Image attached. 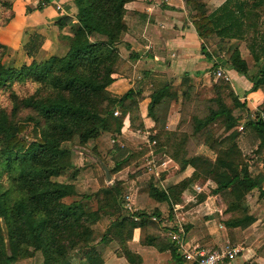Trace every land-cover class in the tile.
I'll list each match as a JSON object with an SVG mask.
<instances>
[{"label": "trees", "instance_id": "1", "mask_svg": "<svg viewBox=\"0 0 264 264\" xmlns=\"http://www.w3.org/2000/svg\"><path fill=\"white\" fill-rule=\"evenodd\" d=\"M128 1L71 0L75 8V22L71 23L68 34L60 35L67 46L64 55L38 58L43 36L33 31L21 45L28 63L19 67L0 63V88L9 86L13 81L28 79L50 90L47 96H31L22 101L24 107L35 112V117H28L26 121L31 125L29 132H26L24 123L13 124L0 110V176L4 173L6 182L5 185L0 182V264L30 257L34 251L41 253L42 264H72L67 254V250L72 248L80 250L86 264L103 263L100 252L91 245L89 224L98 221L102 215L111 216L120 210L117 199L120 187L114 185L102 189L99 204L90 209L81 200L65 203L64 198L76 195L74 185L52 178L71 166L70 151L62 145L64 142L77 136L80 143H85L97 137L100 131L110 130L111 113L100 117L97 112L103 102L112 108L122 107L120 117L113 119L117 133L126 115L130 117V124L137 118L136 115L131 116L136 110L131 89L119 96L107 90L113 81L111 75L119 58L116 45L125 30L124 4ZM184 1L191 4L194 10L192 24L200 38L214 35L220 40H241L246 33L249 36L247 47L253 62L258 63L257 70L248 73L246 62L234 46L230 47L232 51L228 54L226 66L249 80L250 90L259 88L263 92V101L251 116L244 104L233 95V106L242 108L246 113L244 129L256 143L250 156L252 159L245 156L231 133L239 117H235L218 96L219 88L215 86V106L204 117L192 118V132H205L203 143L215 153L214 160L200 155L180 159L173 155L174 160L178 159L179 170L190 166L193 176L184 177L164 189L149 183L147 196L172 206L180 203V195L189 185L197 179L201 182L208 179L214 184L211 193L224 200V212L229 214L224 224L229 226L246 216L243 205L245 194L254 188L260 189L263 178L252 175L249 166L254 156L264 151V32L260 30L256 11L264 0H225L209 13L196 0ZM1 5L9 4L0 2ZM67 23L69 18L66 16H60L55 21L59 29ZM0 48L5 50L6 47L0 43ZM204 54L212 62L211 70H214L216 63L208 53ZM181 84L188 88L189 78L183 76ZM224 85L230 88L229 83L224 82ZM181 94L186 95L185 91ZM175 99L176 93L171 92L167 84L161 85L150 94L147 114L157 123L154 111ZM216 121H220L223 131L228 132L221 138L213 137L207 129ZM141 128V125L137 127ZM163 135H167L168 143L174 133L163 130ZM182 141L175 146H182ZM157 147L160 151L159 145ZM159 154L160 157L167 156L162 151ZM167 157L173 161L170 156ZM124 161L116 162L108 173L119 170ZM167 173L166 170L160 172L159 178H165ZM259 194L264 195V191L260 190ZM204 196L201 195L197 202L202 201ZM151 216L157 217V210L120 214L111 220L100 241L105 243L109 236V241L119 245L117 256L123 257L128 264H141L140 256L127 245L133 230L138 228L140 233L145 232L141 242L139 233V244L152 246L158 251L167 250L176 264H183L175 245L146 229ZM187 228L184 227V231Z\"/></svg>", "mask_w": 264, "mask_h": 264}, {"label": "crops", "instance_id": "2", "mask_svg": "<svg viewBox=\"0 0 264 264\" xmlns=\"http://www.w3.org/2000/svg\"><path fill=\"white\" fill-rule=\"evenodd\" d=\"M60 1L62 3V11L57 13L52 6L44 9L35 8L36 0H0L1 3H8L13 11V18L6 26L0 28V39L8 47L14 46L17 48L26 40L30 32L36 31L43 36L38 58L48 55H64L67 46L59 34H68V30L66 26L59 29L55 25V21L60 16H66L69 18L70 24L74 23L75 8L71 0ZM224 1L220 0L216 3L215 0H196V2L203 5L206 13L215 10ZM193 14L194 10L191 4H185L184 0H130L124 4L123 21L125 30L120 35V40L116 45L119 58L111 75L113 81L107 87V90L115 96L121 95L128 89L133 91L137 110L134 113L132 112L131 116L136 115L137 118L134 120H137L142 127L137 129L134 135L142 140L137 135V131L146 130L150 132L152 135L148 139L155 141L156 149L158 148V141L155 138L156 122L152 116L147 114L150 94L165 84L171 91L169 86L172 81L184 86L181 84L183 76L188 77L190 83L191 79H199V77H203L206 80L207 73L211 70L212 62L207 59L204 53H208L214 63L219 62L218 59H222L213 57L206 47L210 36L200 38L197 35L192 24ZM258 24L260 26V20H258ZM248 39L246 33L241 40L224 39V41H245V46H243L245 51L241 49V46L237 48L240 57L246 62L247 71L250 74L257 70L258 63L253 62L249 53L247 47ZM60 41L65 44L60 45ZM57 51L61 52L57 53ZM249 58L252 61L251 64H249ZM221 72L226 76L237 100L244 104L251 116L263 101L262 90L259 88L250 90L251 83L249 80L226 65L221 69ZM174 92L176 93V99L182 93V91L178 92L176 90ZM173 102L174 100H169L168 108L172 106ZM168 110L171 113L173 112L171 109ZM175 114L177 113H173V116ZM167 115L168 112L165 119H167ZM123 124L124 126L119 130L121 134L126 128H131L128 115L123 118ZM163 130L170 131L174 129L164 122ZM249 140L252 146L255 145L256 141L254 139L249 138ZM242 152L245 153V151ZM249 171L252 175H260L263 178L260 183V189L254 188L245 194L243 205L246 207V216L236 222H232L229 226L224 224V221L229 217L228 213L219 219L221 220L220 223H216L215 220L214 225L206 223L208 220L203 219L205 221L202 224L208 227V231L206 232L204 231L205 229L200 228L202 230L200 233L197 231V226L202 225L191 223V226L185 231L184 240L186 245H197L201 248L204 246L217 247L227 243L238 245L241 247V251L233 259L226 260L222 264H264V195L259 194L260 190L264 191V151L254 156V161H251ZM193 172V168L190 166L181 170V173L184 174L183 177H187ZM206 182L210 184L209 187H206V183L200 186L201 190L211 188V193L214 184L208 179ZM204 195V199L197 202L198 207H202L207 201L212 202V198L217 197L214 194L206 195L204 193ZM217 205L218 203L214 204L216 208H218ZM221 206H223V209L225 208L222 202ZM211 208L213 206L209 210H212ZM197 218L200 220L203 217ZM176 224L170 222L169 224L158 225V231L149 226V224L146 229L155 230L154 232L159 234L160 237L166 238L174 245L166 233L174 230L173 227ZM161 227H164L165 232L160 229ZM139 233L138 228L133 230L132 238L128 242V248L140 256L141 264H146L145 254L147 252L152 253L153 258L161 257V261L158 264H176L167 250L158 251L152 246L139 244ZM115 248V246L112 247L113 250L109 254L105 253V256L102 253V264H128L123 257H119L113 252Z\"/></svg>", "mask_w": 264, "mask_h": 264}, {"label": "rangeland", "instance_id": "3", "mask_svg": "<svg viewBox=\"0 0 264 264\" xmlns=\"http://www.w3.org/2000/svg\"><path fill=\"white\" fill-rule=\"evenodd\" d=\"M215 1L217 3L220 0ZM256 11L259 15V20L261 21L260 30L264 31V26H262V24H264V5H260ZM56 12L60 13L58 11ZM12 18L13 11L11 10L10 6L1 5L0 28L6 26ZM15 25L17 26V23ZM70 26L71 24L67 23L66 29L69 30ZM209 39V42L206 44L209 52L213 57L222 58L218 59L219 62H215L217 65L215 69L210 70L209 73H207L206 80L203 77H199V79H191V83L188 88H186V86H181L174 81L170 82L169 87L171 91H185L186 95L182 96V94H180L179 97L174 100L170 108H168V101V103L160 105L154 111V115L157 117L155 131L160 151L156 149L155 145L151 147V150L158 152V154L162 151L171 158L173 155H175L179 159L200 155L206 157L209 160H214L215 153L211 149L207 148V146L203 143L205 132H202V134H195L192 132V118L204 117L208 113V110L215 106L213 101L215 98V86L219 88L217 92L218 96L222 99L226 106L231 109L232 114L235 117H239L238 122L234 128L231 129V131H233L231 133L235 135L239 148L241 151H245V156L250 157L253 154L254 146H252V143L249 140L251 136L248 134L249 132L247 133L244 129L246 113L242 108L233 106L234 93L230 88L227 87V85H224V82L228 83V81H225L223 78L217 77L215 75V70L218 67L222 69L224 65H226L228 54L232 51L230 47L234 46L237 48L238 46H241V49L244 50L243 46H245V41H224L219 40L213 35H211ZM0 43L6 47L5 50L0 48V63L4 64L5 66L19 67L21 64L29 62V59L25 57L24 53H22L21 46L17 48L14 46L8 47L7 44H5L1 39ZM59 44L63 45L65 43L60 41ZM61 51H57V53H60ZM251 62L252 61L249 58V64H251ZM48 94H50L49 89H46L42 85L34 83L28 79L22 81H13L9 86L0 88V110H2L7 115L8 119L11 120L13 124L24 123L26 125V132H29L31 125L27 124L26 121L28 117H35V112L24 107L22 105V101L31 96L44 97ZM114 109L118 111V115H113ZM168 109H171L173 112L171 113V111ZM121 110L122 107L112 108L109 104L103 102L97 108V112L100 117L108 116L107 112L111 113L109 119L110 130L100 131L97 137L90 139L85 143H80L77 136H73L69 141L64 142L62 145L68 148L70 151L71 166L61 172L59 176L52 178V180L57 182L71 183L74 185L76 195L64 198L63 201L65 203L81 200L90 209H95L99 204V200L102 197V189H108L114 185H118L120 187V194L117 198L120 205V210L116 213H113L111 216L102 215L98 221L89 224V228L92 230L91 245H93L101 255L103 253V256H105V253L109 254L110 251L113 250L112 247L114 246L116 248L113 252L115 254L120 252L119 245L115 241H109V236H107L105 243H102L100 238L105 233L109 223L113 218L119 216L120 214L128 215L130 213V211L125 207V196L130 197L132 204L131 207L134 210H143L147 213H151L154 209L157 210V217H159L160 221L158 223L152 221L149 223V226L155 228L156 231H158V225H165L173 222L181 224L183 229L184 227L189 228L191 223H194L195 225L201 224L202 226H197V231L200 233L202 231L201 229H205L204 231L206 232L208 231V227L202 224L205 220H208L206 222L208 224H213L215 220L216 223H220L221 220L219 219L224 217V214H226L224 212L223 206H221V202H224L223 199L213 197L212 202L207 201V203L202 207L197 206V199L201 197V195H204V193L206 195L213 194L210 193L211 188L208 190L203 189V191L201 190L200 193L195 191L194 186H203L207 183L206 180L201 182L200 179H197L193 183L195 184L194 186L193 184L189 185L187 189L181 193L180 203L176 204L175 208H173V206L167 205L165 202L157 203L147 196V186L149 183H154L157 188L164 189L184 178V174H182L181 170H179V165L177 162L178 159H176V161L172 158V161L167 156L163 157L170 159L171 162L168 163V167L166 169L168 173L165 178L156 179L153 176L149 177V175L145 173V171L141 168L142 163L140 156L135 152L147 151V148H145L147 147L146 141H141L134 135L137 127L140 125L138 121L134 120L130 125L131 128H126L122 134L120 132L117 133L114 130L113 119L120 117ZM167 112V119H165ZM173 113L177 114L173 116ZM164 122H166L169 127L174 129L169 131L173 132L174 136L168 141V143H166L165 138L167 135H163V129H161V126ZM122 126H124V124ZM207 129L211 132L213 137L217 138H221L228 133L223 131L220 121L210 124ZM181 140H183L181 143L182 146L177 148L175 145L176 143L181 142ZM143 142L145 143V147ZM120 145L123 146L121 147ZM137 147H141V149H138ZM250 158L252 159V157ZM122 161H124V163L121 165V168L109 174L110 180L106 181L103 166H105L109 172V170L114 167L116 162ZM192 176V173H190V175L187 177ZM0 182L3 185L6 184L4 173L2 176H0ZM209 185L210 184L207 183L206 187H209ZM215 203H218V208L214 206ZM211 206H213V208H211L212 210H209ZM197 217L203 218L199 220ZM160 229H163L162 231L165 232L164 227H161ZM160 233L162 232L160 231ZM144 235L145 232L141 231L140 242L142 241ZM223 245L224 244L217 247L204 246L202 248L207 247L206 249H215L222 247ZM6 250L9 251L7 247ZM67 254L72 264H86L82 259L80 250L77 248L67 250ZM160 261L161 257H157L156 259L153 258L152 253L147 252V254H145L146 264H158ZM10 264H42V256L39 251H34L30 257L17 259Z\"/></svg>", "mask_w": 264, "mask_h": 264}, {"label": "built area", "instance_id": "4", "mask_svg": "<svg viewBox=\"0 0 264 264\" xmlns=\"http://www.w3.org/2000/svg\"><path fill=\"white\" fill-rule=\"evenodd\" d=\"M35 8L44 9L48 6H52L56 11H62V3L60 0H36ZM215 75L217 77H221L224 80H227L226 76L222 74L221 69L218 67L215 70ZM113 115H118V111L116 109L113 110ZM137 135L141 137V141H146L147 151H136L139 153L141 160V168L147 173L149 176H153L156 179H159V174L162 171H165L168 167V163L171 162L170 159L164 158L163 156H159L155 151L151 150V147L154 146L155 141L149 140V136L152 134L146 130L137 131ZM113 141V139H112ZM140 142V141H139ZM121 147L123 145H120ZM141 149V147H137ZM196 192L201 191V187L196 185ZM132 204L129 196H125V207L127 210L131 212L135 211L132 209ZM176 205H173L175 208ZM136 220L137 218H133ZM150 221L158 223L160 219L155 216L150 217ZM174 230L169 231L166 235L169 239L174 243L177 247V250L183 259L184 263L187 264H222L226 260L233 259L240 251L241 247L238 245H230L224 244L222 247H218L215 249H205L198 247L197 245H186L184 236L185 231L181 224L177 223L174 227Z\"/></svg>", "mask_w": 264, "mask_h": 264}, {"label": "water", "instance_id": "5", "mask_svg": "<svg viewBox=\"0 0 264 264\" xmlns=\"http://www.w3.org/2000/svg\"><path fill=\"white\" fill-rule=\"evenodd\" d=\"M103 171H104V175H105V180L109 181L110 180V175H109V173H108V171H107L105 166H103Z\"/></svg>", "mask_w": 264, "mask_h": 264}]
</instances>
